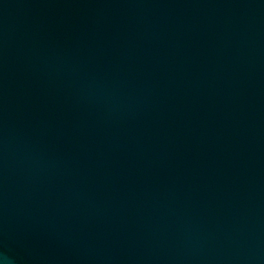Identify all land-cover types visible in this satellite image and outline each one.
Here are the masks:
<instances>
[{
  "label": "water",
  "instance_id": "water-1",
  "mask_svg": "<svg viewBox=\"0 0 264 264\" xmlns=\"http://www.w3.org/2000/svg\"><path fill=\"white\" fill-rule=\"evenodd\" d=\"M0 255L264 264V0H0Z\"/></svg>",
  "mask_w": 264,
  "mask_h": 264
},
{
  "label": "clouds",
  "instance_id": "clouds-1",
  "mask_svg": "<svg viewBox=\"0 0 264 264\" xmlns=\"http://www.w3.org/2000/svg\"><path fill=\"white\" fill-rule=\"evenodd\" d=\"M0 264H10V262L6 256L0 255Z\"/></svg>",
  "mask_w": 264,
  "mask_h": 264
}]
</instances>
